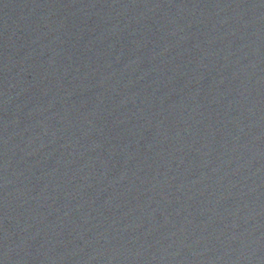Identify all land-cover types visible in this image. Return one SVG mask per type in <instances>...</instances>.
Wrapping results in <instances>:
<instances>
[{"label": "water", "instance_id": "1", "mask_svg": "<svg viewBox=\"0 0 264 264\" xmlns=\"http://www.w3.org/2000/svg\"><path fill=\"white\" fill-rule=\"evenodd\" d=\"M0 264H264V0H0Z\"/></svg>", "mask_w": 264, "mask_h": 264}]
</instances>
